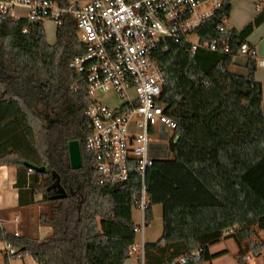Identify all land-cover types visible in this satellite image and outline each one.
<instances>
[{
	"label": "trees",
	"instance_id": "obj_1",
	"mask_svg": "<svg viewBox=\"0 0 264 264\" xmlns=\"http://www.w3.org/2000/svg\"><path fill=\"white\" fill-rule=\"evenodd\" d=\"M46 1L68 8L72 0ZM233 1L198 28L205 41L227 39L230 53L191 51L178 41L158 52L165 79L161 101L177 124L171 157L153 158L144 180L131 159L122 182L105 179L86 149L91 100L72 65L87 46L76 21L62 17L50 45L42 21L0 16V167L17 168L19 206L44 205L39 222L52 229L40 240L0 227L1 243L37 264H124L139 229L133 209L145 194V226L161 205L163 233L144 244L143 264L211 263L227 253L212 254L210 247L228 231L239 248L236 264L264 252L256 233L264 231V84L256 79L252 49L247 76L230 71L238 51L264 24V8L242 30L229 29L224 22ZM72 141L80 143L79 169L71 167Z\"/></svg>",
	"mask_w": 264,
	"mask_h": 264
},
{
	"label": "built area",
	"instance_id": "obj_2",
	"mask_svg": "<svg viewBox=\"0 0 264 264\" xmlns=\"http://www.w3.org/2000/svg\"><path fill=\"white\" fill-rule=\"evenodd\" d=\"M226 2L72 0L68 8H59L46 0H0V16L15 22L42 21L44 28L46 21L58 27L67 15L76 21L78 36L87 46V52L72 65L83 75L91 100L86 112V149L105 179L122 182L127 179L131 159L138 161L144 180L152 146L164 131L173 136L177 127L165 114L166 104L161 101L165 79L156 58L158 52L167 53L170 41H178L187 44L191 51L230 53L227 39L205 41L198 34V28ZM40 12L51 16L43 17ZM227 23L224 22L229 28ZM241 54H251L248 44L238 51V56ZM258 64L264 66V60ZM110 92L122 99L119 107L113 109L96 101ZM145 206L143 194L139 206L143 229ZM4 257L8 264H25L21 252L8 243Z\"/></svg>",
	"mask_w": 264,
	"mask_h": 264
},
{
	"label": "crops",
	"instance_id": "obj_3",
	"mask_svg": "<svg viewBox=\"0 0 264 264\" xmlns=\"http://www.w3.org/2000/svg\"><path fill=\"white\" fill-rule=\"evenodd\" d=\"M236 1V0H234ZM234 1L233 8L231 12V18L228 23L233 19L234 13ZM264 8V0H239V27L230 26L228 27L235 28L238 30H242L246 25H248ZM235 22V21H234ZM52 29V36H48V25L45 27L47 41L50 45H54L56 43V33H57V25L54 23ZM259 32V33H258ZM255 34H260V38L255 39ZM54 35V36H53ZM264 24L258 27L252 35L248 38L247 43L249 47L252 49V54L254 60L257 62V81L264 84V79L258 74L264 69V66H260L258 64L259 60H264ZM243 56L246 60L243 64L234 63L231 66L230 71L241 77L247 76L246 63L248 56L245 54L239 55ZM237 59H235L236 61ZM239 68V71H235L233 69ZM1 88V85H0ZM263 113H264V100H263ZM17 182V168L9 167V166H1L0 167V227L5 229L7 232L15 234L16 236H24L27 238H36V239H46L51 233L52 229L47 227H42L40 225V214L41 209L38 205L24 207L21 208L19 206V190L16 188ZM35 200L39 202L41 200V196H36ZM139 208L133 209V219L135 223L139 226V222L142 219V213L140 211V218L137 211ZM154 221L146 227V236L143 238L142 243L138 241V235L136 239V245L133 248L131 257L124 264H143L144 262V244L145 243H155L157 242L162 233H163V208L161 205L154 206ZM231 232V231H230ZM227 232L225 239H223L220 243L210 247V251L212 254L227 252V254L223 255L220 258L213 260L211 263L206 264H220L218 262H222V259H225L230 251L233 253L234 258L239 253V248L237 244H232L228 239L231 233ZM139 245H142V250L139 252ZM229 245H233L232 248H228ZM6 243H3V248L0 250L2 255V261L4 264H8L6 258L4 257V248ZM230 249V250H229ZM136 254V255H135ZM25 256H23L24 259ZM31 258V257H30ZM32 259V258H31ZM33 260V259H32ZM34 261V260H33ZM35 262V261H34ZM234 263V262H233ZM35 264H37L35 262ZM236 264V261L235 263Z\"/></svg>",
	"mask_w": 264,
	"mask_h": 264
},
{
	"label": "rangeland",
	"instance_id": "obj_4",
	"mask_svg": "<svg viewBox=\"0 0 264 264\" xmlns=\"http://www.w3.org/2000/svg\"><path fill=\"white\" fill-rule=\"evenodd\" d=\"M228 24H230V26H233V27L234 26L239 27V0L234 1L233 19L229 23H227V26H228ZM45 25H46V27L48 25V27H49L48 28V32H49L48 36L51 37L52 36V29L51 28L53 27V24H52V22L46 21ZM229 28H231V27H229ZM260 36H261L260 34H255V39L260 38ZM262 45L264 47V41H263ZM236 59L237 60L235 61V63H237V64H239V63L243 64L246 60L243 56H240V57L238 56ZM233 70L239 71V68L233 69ZM258 74L261 76V78L264 79V69H262L261 72H259ZM96 101L100 104L109 106L113 109L119 107L123 103L122 99L117 94H115L114 92H110V93H108L102 97H98V98H96ZM171 138H172V134L167 133L166 131H164L161 135H159V142L155 143L151 149V160L153 158L168 159L171 157V154L169 152V142H170ZM38 206L40 207L41 212L45 211L46 208L44 205H38ZM140 211L141 210L137 211L139 218H140ZM228 232H230V231H228ZM256 233L258 235L259 241L264 244V231L257 230ZM145 236H146V227L144 225V229H143L141 222H139L138 241L142 243L143 238L145 239ZM228 239L231 241L232 244L235 245L236 242L234 241L233 238H228ZM232 247H233V245H229L228 248H232ZM2 248H3V243L0 242V250ZM141 250H142V245H139V252ZM23 261L25 264H35V262L29 256H25ZM233 262L235 263V258H234L233 253H231V251H230V254L225 259H222V262H218V263H220V264H234ZM247 262H248V264H264V252H262L261 255H259V256H254V255L250 254L249 257L247 258ZM0 264H4L2 261L1 253H0Z\"/></svg>",
	"mask_w": 264,
	"mask_h": 264
},
{
	"label": "water",
	"instance_id": "obj_5",
	"mask_svg": "<svg viewBox=\"0 0 264 264\" xmlns=\"http://www.w3.org/2000/svg\"><path fill=\"white\" fill-rule=\"evenodd\" d=\"M178 140V138H177ZM69 153H70V163L73 169H79L82 167V156H81V149L80 143L78 141H72L69 143ZM32 170L44 173L46 172V168H36L30 166Z\"/></svg>",
	"mask_w": 264,
	"mask_h": 264
}]
</instances>
